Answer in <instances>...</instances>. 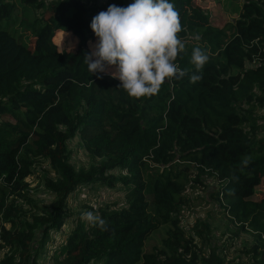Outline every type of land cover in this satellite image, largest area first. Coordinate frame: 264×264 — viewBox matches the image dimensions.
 I'll use <instances>...</instances> for the list:
<instances>
[{"label": "trees", "instance_id": "trees-1", "mask_svg": "<svg viewBox=\"0 0 264 264\" xmlns=\"http://www.w3.org/2000/svg\"><path fill=\"white\" fill-rule=\"evenodd\" d=\"M170 2L181 19L178 35L202 38L176 63L191 75L193 47L210 60L200 81L185 76L136 99L118 79H98L84 63L88 41L96 39L92 18L110 4L128 6L126 0H0V116L13 119H0V239L8 247L0 264H35L49 233L62 226L68 195L98 183L121 190L125 204L100 210L107 231L78 222L54 264H225L213 252L203 259L181 227L193 165L217 180L210 195L238 229L254 231L251 264H264V193L254 198L264 176V139L253 140L249 117L238 110L264 101V0H243L228 34L225 27L217 32L194 0ZM61 30L77 38L74 51L57 49L53 38ZM76 135L98 161L87 170L71 162L68 142ZM37 159L56 174L45 183L56 199L44 215L23 219L18 200L30 203L26 178ZM164 224L169 253L144 252Z\"/></svg>", "mask_w": 264, "mask_h": 264}, {"label": "rangeland", "instance_id": "rangeland-1", "mask_svg": "<svg viewBox=\"0 0 264 264\" xmlns=\"http://www.w3.org/2000/svg\"><path fill=\"white\" fill-rule=\"evenodd\" d=\"M106 3L107 0H97ZM131 4L133 0H126ZM195 4L205 13L210 15V22L221 31L239 18L242 11L243 0H194ZM220 36V33L216 34ZM191 37V36H190ZM215 37V38H216ZM59 51H74L78 40L70 32L57 31L53 38ZM202 38L198 34L188 38L185 43L189 48L192 45L201 44ZM96 39L88 41V50L91 52ZM250 66V64H249ZM115 71L110 68L109 72ZM106 75V74H105ZM110 76V75H109ZM238 110L248 115L249 121L246 129L252 134L254 141L264 139V101L241 103ZM5 121H13L8 116H0ZM252 123L254 126H250ZM71 151V162L76 169H89L97 165V160L91 159L78 135L68 142ZM191 167V180L186 185L185 196L187 203L179 211L181 227L185 232V239L191 240V244L203 259H209L211 253H217L225 259V264H251V248L255 245L256 234L253 230H240L238 225L219 207L218 203L211 197V191L217 187V180L199 170ZM115 175L123 174L125 171L115 170ZM56 174L49 167L47 161L37 159L33 166V172L26 178L28 184L26 197L30 203L20 198L18 205L22 209V218L30 214L44 215L45 210H50L56 196L45 187L46 179L54 180ZM264 193V176L260 185L255 187V199H260ZM125 204L121 190L109 188L103 184H84L78 186L67 197L66 209L63 211L62 226L58 230L49 233V240L43 245L44 252L37 259L35 264H54L55 259L60 255L59 249L65 244L66 236L73 230L78 222L86 228L89 225L82 219V213L86 211L97 212L100 215L101 209H119ZM39 230V229H37ZM170 226L164 224L155 229L145 241L144 252L166 251L165 241L169 236ZM40 234L36 232L35 240H39ZM182 251V250H180ZM8 253V247L0 244V259ZM186 260L190 255H183ZM201 264V263H200Z\"/></svg>", "mask_w": 264, "mask_h": 264}, {"label": "clouds", "instance_id": "clouds-1", "mask_svg": "<svg viewBox=\"0 0 264 264\" xmlns=\"http://www.w3.org/2000/svg\"><path fill=\"white\" fill-rule=\"evenodd\" d=\"M96 38L92 51L84 55L91 75H110L120 81L128 96L139 99L160 93L162 85L189 76L191 83L202 79L210 57L201 47L191 50L195 71L189 75L176 63L187 53L179 12L170 0H133L126 7L110 4L95 15L89 25ZM110 68L115 71L109 72ZM82 219L90 226L108 230L97 212L86 211Z\"/></svg>", "mask_w": 264, "mask_h": 264}, {"label": "built area", "instance_id": "built-area-1", "mask_svg": "<svg viewBox=\"0 0 264 264\" xmlns=\"http://www.w3.org/2000/svg\"><path fill=\"white\" fill-rule=\"evenodd\" d=\"M192 167H196L195 165H193ZM0 244H1V239H0Z\"/></svg>", "mask_w": 264, "mask_h": 264}]
</instances>
